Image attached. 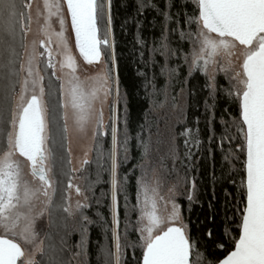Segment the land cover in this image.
Segmentation results:
<instances>
[{
  "label": "snow or ice",
  "instance_id": "1",
  "mask_svg": "<svg viewBox=\"0 0 264 264\" xmlns=\"http://www.w3.org/2000/svg\"><path fill=\"white\" fill-rule=\"evenodd\" d=\"M195 5L196 11L189 14L187 5L178 7L177 0H164L162 6L138 0V30V18L148 8L157 12L162 23L160 36L153 37L151 43L140 31L136 36L143 67L139 74L144 77L150 108L133 136L127 109L123 121L119 114L122 97L112 0H0V264H71L63 258L64 236L57 246L50 232L37 228L45 214L49 227L54 226L57 210L76 220L74 230L79 231L80 241L72 259L89 264V225L98 221L90 219L86 210L91 207L89 201L96 199L94 189L105 175L110 185L111 226L103 217L99 223L105 233L111 232L113 244L101 246L103 264H127L126 250L135 253L137 247L142 253L140 264H264V0H195ZM34 19L39 38L29 41ZM68 20L79 56L88 65H104L84 79L77 72ZM157 64L159 76L165 78V85L159 88ZM184 66L189 76L198 71L207 77L213 100L218 95L217 72H224L229 83L226 94L237 103V115L225 109L227 116L220 117L219 132L215 104L210 106L206 140L198 126H186L185 89L176 95L169 91ZM54 83L59 87L54 88ZM160 95L164 101L156 99ZM97 102L102 105L99 110ZM105 102L110 113L107 123ZM169 103L174 122L166 124L164 132L156 125L153 133L150 115ZM109 129L111 145L106 149L103 141ZM71 131L90 141L78 168L72 166ZM133 140L140 152L139 162L121 178V164L129 161ZM154 143L166 145L163 155L155 148V159ZM217 146L224 154L223 162L230 165L227 174L221 170V180L235 188V194L224 189V208L232 211L230 219L236 227L226 245H217L226 252L222 259L210 256L200 238L193 237L180 203L186 199L190 211L197 202V176L193 173L198 172L205 154L214 160ZM93 154L94 161L89 159ZM25 162L31 180L24 172ZM93 162L95 179L85 177L83 188L74 183V177ZM237 163H242V169H236ZM161 172L175 176L166 192ZM237 172L242 173L239 185L233 179ZM61 175L69 178L67 188L83 197L74 208L56 205ZM133 176L136 195L135 203L130 204L128 189ZM121 196L127 221L123 234ZM216 199L213 190L212 200ZM38 201L42 205L39 210ZM209 209H213L212 201ZM130 211L138 213L135 222ZM130 228L139 234L135 242L128 239ZM206 238L212 239L211 230Z\"/></svg>",
  "mask_w": 264,
  "mask_h": 264
},
{
  "label": "trees",
  "instance_id": "2",
  "mask_svg": "<svg viewBox=\"0 0 264 264\" xmlns=\"http://www.w3.org/2000/svg\"><path fill=\"white\" fill-rule=\"evenodd\" d=\"M147 2V0H146ZM153 3L163 4L164 0H152ZM187 5V12L192 14L196 11L195 0H177L178 7L180 5ZM137 5L138 0H112L111 14L113 17V33L115 38V56L117 59V70L119 73L120 93L122 99L119 103V114L121 121H123L125 108L127 109L128 124L133 134L139 130V126L144 122L145 114L150 108V101L146 94L144 87V77L139 73L143 71L142 62L139 59L138 46L136 45V36L138 31L142 32L143 37L151 43L153 37H159L161 32L162 18L157 15V12L151 8L146 9L143 14L138 18L141 28H137ZM176 8L173 12H176ZM184 11L183 8L180 9ZM156 59L160 61V57ZM177 61H173L175 65ZM43 67V66H42ZM49 70V75H50ZM160 65L157 64L155 72L157 74V87H163L165 85V78L159 76ZM149 77L152 76V71L149 70ZM47 83V79L45 80ZM207 77L200 72H194L191 76L188 75V69L186 66L182 67L178 76L171 82V88L169 89L172 95H176L180 92L181 88L185 89V107H186V126L195 129L197 126L201 131L203 139H207L208 131L206 120L212 115L211 105L215 104V117L217 131H220L219 120L222 115L227 116L225 109H228L232 115H237V103L234 99L229 98L226 94V90L229 89L228 78L224 72H217L216 84L218 95L215 100L210 95V90L206 86ZM54 88H58L57 83L53 84ZM148 90L151 91V85L148 86ZM158 101H164V96L160 95L156 97ZM207 102V105H206ZM153 122V133L156 131V125L159 126L161 132L165 131L166 124H172L173 113L170 103L162 108L156 109L149 117ZM197 120L199 121L197 125ZM123 128V123L120 125ZM155 140V136H154ZM105 148H109L111 145V135L109 129V135L104 139ZM182 143V141H181ZM159 147L160 155L166 152V145H153V158L157 156L155 148ZM223 153L219 150V146L216 148L214 160L205 154L203 160L199 161L198 172L193 173L197 176V202L191 205L189 211V204L186 199H182L180 203L183 206V215L186 223L189 225V229L193 237H199L201 244L206 246V250L210 256H216L223 258L226 252L217 247L219 244H227V241L235 234L234 230L236 225L231 221L232 211H225L224 208V189L227 188L230 192L235 194V188L221 180V170L224 173L230 169V165L223 162ZM140 158V152L136 149L135 141L132 142V152L129 157V161L121 164L120 176L121 178L130 173L131 169L138 164ZM94 161V154L89 157ZM243 157H241V160ZM170 166V165H169ZM236 169H242V163L235 165ZM215 173V176L213 175ZM241 172L233 177L236 180L237 185L240 183ZM96 164L93 162L86 167V170L77 176L81 179V187L85 185V177H91L95 179ZM136 175H139L137 170ZM161 176L165 180V188L175 180V176L167 175L165 172H161ZM62 181L59 190L57 191L55 201L56 205L68 204L67 192L69 178L66 176H59ZM107 175L101 183L97 184L94 189L96 199H91L89 203L91 207L86 210V214L93 221H98L92 225H89V244H88V260L89 264H103V257L99 255L101 246L108 244L111 246V232L105 233L104 226L99 223L100 217H103L110 228L111 226V213H110V185L106 182ZM215 182V188L213 184ZM213 190L217 199L212 200ZM130 204L135 203V177L130 180L129 185ZM101 193H106L102 196ZM91 197L92 193H88ZM99 201V203L97 202ZM209 201H212L213 209H209ZM231 208V205H229ZM120 212H121V234L124 232V226L127 222L125 220L124 201L123 196L120 198ZM99 213V216L97 215ZM55 219V225L49 227V218L47 215V223L44 231L50 232L53 238V242L59 246L61 236H64L66 240V248L63 253L65 260H70L71 264H77L76 260L72 259L75 252L78 251L76 245L80 241L79 231L74 230L76 220L73 217H69L62 210H57L53 213ZM130 219L135 222L138 217V213L130 211ZM212 231V239H207L206 234L208 231ZM139 234L129 229L128 239L130 242L138 240ZM201 251H205L202 248ZM124 259L127 264H140L142 260V253L137 247L135 253L131 248L126 250Z\"/></svg>",
  "mask_w": 264,
  "mask_h": 264
},
{
  "label": "rangeland",
  "instance_id": "3",
  "mask_svg": "<svg viewBox=\"0 0 264 264\" xmlns=\"http://www.w3.org/2000/svg\"><path fill=\"white\" fill-rule=\"evenodd\" d=\"M38 3H42V0H37ZM33 16L35 17V4L33 5ZM57 30H58V24L54 25ZM66 27L68 28L69 31V35L71 37L70 39V46L72 48V52L73 55L76 57L77 59V65H78V75L81 77V79H84L87 76H91L93 74H95L97 71H99L100 69H102L104 67V65L101 64H93V65H88L82 57L79 56V52L78 50L75 48V44H74V39H73V34L71 33V29H70V22L69 20L66 21ZM38 25L35 22V19L33 20L32 24H31V32L28 35V40L31 41L33 39H38ZM43 49H41L42 51ZM111 52V50H109ZM59 59V57H57V60ZM219 72V71H218ZM113 101L115 99V94H113V97L111 98ZM102 107L101 103L97 102L96 104V108L99 110ZM103 114H104V120L107 123L108 119H109V107H108V102H105L103 104ZM70 139H71V148H72V161L73 167H80V161L83 158V153L86 150L87 145L90 143L88 137H85L75 131H71L70 132ZM23 159V158H21ZM24 172L27 176V178L29 180L32 179L31 175H30V169L27 165V162H25V167H24ZM74 183H77L79 185H81V179L76 176L74 177ZM164 192L167 191V188L164 187L163 189ZM43 199V198H41ZM67 199H68V204H71L72 207H75V204L77 202V200L83 201V197L82 196H78L75 192V189H68L67 192ZM42 205L40 204V202H36V209L39 210V208ZM46 223H47V214H45L42 218H40L37 221V228L39 229H45L46 227Z\"/></svg>",
  "mask_w": 264,
  "mask_h": 264
},
{
  "label": "water",
  "instance_id": "4",
  "mask_svg": "<svg viewBox=\"0 0 264 264\" xmlns=\"http://www.w3.org/2000/svg\"><path fill=\"white\" fill-rule=\"evenodd\" d=\"M69 22H70V20H69ZM73 34V33H72ZM73 39H74V44H75V38H74V34H73Z\"/></svg>",
  "mask_w": 264,
  "mask_h": 264
}]
</instances>
